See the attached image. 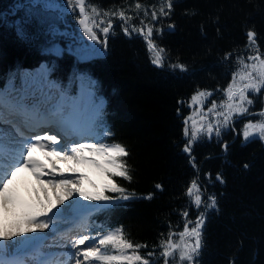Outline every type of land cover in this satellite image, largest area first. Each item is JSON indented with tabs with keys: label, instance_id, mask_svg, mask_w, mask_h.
<instances>
[{
	"label": "trees",
	"instance_id": "1",
	"mask_svg": "<svg viewBox=\"0 0 264 264\" xmlns=\"http://www.w3.org/2000/svg\"><path fill=\"white\" fill-rule=\"evenodd\" d=\"M0 2L1 19L2 11L7 12L12 2L6 0L7 8ZM136 2L86 0L102 12L128 10L127 14L134 17L130 23L139 27L140 19L148 23L151 17L145 18L143 10L136 17ZM139 2L151 10L150 6L158 8L161 0ZM172 3L169 16L152 22L161 29L159 33L154 30L153 40L166 49L164 67L152 64L139 33H124L118 16L110 17L116 24L106 38L105 54L80 63L81 70L94 82L95 96L106 102L105 123L112 136L105 142L120 143L129 153L124 159L132 180L114 178L115 182L128 193H135L129 200L97 212L107 223L122 225L126 238L133 243L147 244L139 250L146 258L161 234L167 235L169 225L182 229L181 212L185 208L191 218L198 215L185 194L196 176L183 150L187 143L183 135V118L188 113L185 103L198 89L222 93L217 90L227 87L232 73L225 54L236 52L229 58L239 56L248 45L249 30L256 33V42L264 52V0ZM11 25L0 21V79L7 69L32 65L38 58L37 38L24 43L12 33ZM169 64H184L187 70H173ZM60 72L56 74L62 76ZM70 81L68 89H72L74 79ZM261 93L253 99L255 110L262 104ZM237 130L236 134L222 132L220 137L193 145L200 182L207 189L204 198L213 193L217 197V208L206 212L203 247L195 264H264V141L255 138L245 142L240 128ZM224 144L228 146L226 151ZM218 173L224 183L216 181ZM207 174H211V183ZM93 176L97 184L106 183L95 168ZM97 184L86 180L84 188L90 192L102 188ZM157 184L162 189L156 188ZM149 193L152 198L146 199ZM149 259L152 264H163L158 248Z\"/></svg>",
	"mask_w": 264,
	"mask_h": 264
},
{
	"label": "snow or ice",
	"instance_id": "2",
	"mask_svg": "<svg viewBox=\"0 0 264 264\" xmlns=\"http://www.w3.org/2000/svg\"><path fill=\"white\" fill-rule=\"evenodd\" d=\"M18 7L22 9L25 5ZM27 7L54 8L61 15L70 11L89 40L101 43L96 29L105 35V47L112 21L108 19L107 26L101 27L105 24L103 17L118 16L126 35L139 33L144 38L152 64L165 66L166 49L153 40L154 30L159 33L161 29L152 22H159L161 17L170 15L172 0H161L159 7L152 5L151 10L137 0L134 6L136 17L140 16V10H143L145 18L151 17L148 23L140 19L139 27L130 23L134 17L127 14L128 10L106 11L101 16V11L95 5L87 4L86 0H65L62 8L51 0H31ZM97 17H100L99 21ZM23 28L22 20L17 25L18 33H22ZM247 39V57L236 58L239 66L232 73L231 81L226 88L217 90L222 92L223 99L219 104L211 100L205 110V103L213 92L198 89L189 101V107H195L184 118L183 132L188 139L183 150L189 155V162L196 171L185 194L189 197L190 207H194L198 215L195 219L191 218L189 209L185 208L181 212L184 221L182 230L177 231L169 225V232L166 236L161 234L159 243L147 253V258L139 250L148 245L127 239L122 225L105 230L90 222L94 212L135 196V193H128L115 182L114 178L132 180L124 159L129 153L120 143L105 142L112 133L104 125V102L95 96L94 82L82 81L80 97L68 96L55 84L49 85V92L42 93L41 97L27 91L0 90V123L11 124L15 130V137L7 142L6 134L0 130V264H152L149 258L156 255L157 248L163 264H195V258L203 247L206 212L217 208V197L213 193L204 198L207 189L200 182L199 165L192 155L193 145L204 135L209 139L213 135L220 137L222 129L232 126L234 118L253 115H258L260 119L247 120L239 134L246 142L255 138L264 140V110L259 113L250 111L253 104L250 93L264 90V53L260 51L254 31L247 32ZM231 55L226 53L225 59ZM168 66L173 70H187L184 64ZM52 89H56V92H52ZM232 130L236 129L232 127ZM227 147L225 144V151ZM36 148L50 152L58 161L65 163L66 169L60 170L54 163L53 170H46L31 155ZM79 165L94 166L106 180L103 187L86 191L82 183L86 177L75 174ZM23 169L31 170L37 180L47 177L44 183L56 194L55 204L41 205L35 209L17 205L9 186L16 173ZM207 176L211 183V174ZM215 179L224 183L219 173ZM93 188L96 186L93 185ZM156 188L162 189V186L157 184ZM145 198L151 199L152 194ZM65 201L68 203L65 204ZM69 222L74 224V228L61 232L60 225ZM53 233L59 234L60 241L70 249L69 252L42 251L45 247H51L45 245L44 241Z\"/></svg>",
	"mask_w": 264,
	"mask_h": 264
},
{
	"label": "rangeland",
	"instance_id": "3",
	"mask_svg": "<svg viewBox=\"0 0 264 264\" xmlns=\"http://www.w3.org/2000/svg\"><path fill=\"white\" fill-rule=\"evenodd\" d=\"M0 1H3V4L6 7V0H0ZM24 2L28 3V5H29L31 0H24ZM51 2L56 3L57 5L61 6V8L64 6L63 4L57 3L55 0H51ZM19 9L17 10V11H19L18 12L19 14H18L17 18H15V19H13V16H14L13 15V8L11 10H7V12H6V10H3L2 14L4 16L1 17L0 21H2L3 23H7V24L11 23L12 25H11L10 29H11L12 33H14L16 35V37L18 39H20V41H23L24 43L30 44V43H32V41H35L34 39H36V38H38V40H40V36H47L48 38L55 39V38L59 37V35H64L65 41L70 43L69 45H71V47L73 49H75L74 54L77 53L76 54L77 58H85L87 56L92 57V56H95V55L101 53V51L103 50L104 34L101 31H99V29H96L97 33L99 32L103 36L99 38L101 40V43H96V42L91 41L87 38V36L80 29V25L78 24L77 21L72 25V27H69V23L71 24V20H69V19H73L74 15L73 16H68L67 14L61 15L60 11H58L57 9H55L57 14H50V13L46 12V14L48 15V19L49 18L58 19L59 15H60V17L62 18L63 25L58 27V24H56V26L51 27L52 30H50V29L45 30V31L43 30L41 32L42 27L40 24H42V22L44 20H46V17L44 15L45 13L43 14L42 13L43 11L38 9V8L35 9V8L24 7L20 10ZM42 9H45V8L42 7ZM103 13L104 12L101 13V16H103ZM7 14H8V16H7ZM77 15H78V10H77ZM5 16H7V18ZM9 17L12 20H10ZM4 18H5V20H4ZM8 19L10 20V22H7ZM96 19H97V21H99L100 17H97ZM103 19L105 20V24L101 25V27L107 26V19H109V17H103ZM22 20L24 21L23 32H22V35H18V33L16 31L17 25ZM3 28L5 29L6 32H8V30L4 24H3ZM42 33H44V34L40 35ZM37 35L38 36L40 35V36L38 37ZM52 48H54V47H52ZM63 50H65V52L67 51V47L65 45L63 47ZM231 64H233L234 67L239 66L237 64V62H234V61L231 62ZM70 71H71V73L74 72V67H71ZM250 94L252 95V94H256V93H250ZM210 101H211V97H209L208 102L205 103V106H204L205 110L209 106ZM216 102H217V104H219L220 101H216ZM194 107L195 106L190 107V109H192V111H193ZM250 109H251V106H250ZM263 110H264V108H263ZM252 117H255L256 120L260 119L259 116L256 117L253 115ZM237 118H239V117H237ZM237 118H235V119H237ZM197 119H198V117H197ZM235 119L233 121H235ZM247 120H249V119H247ZM246 122L247 121H245V123ZM244 124H243V126H244ZM213 136H215V135H213ZM207 138L208 137L206 135H204V136H201L198 141L203 140V139H207ZM44 161H46L48 165H51L50 168H45L46 170H53V164L54 163L58 169H60V170L66 169V165L64 164V166H63L62 161L55 160V162H50L49 159H46ZM43 165L46 166V163H44ZM76 168H77V171L75 173L76 175L83 174L86 177V175H88V174H93V166H91V165H79V166H76ZM44 180H46V177H44L42 180H40V183L45 184ZM84 181L82 183H84ZM37 191L39 193L40 190L37 189ZM67 203H68V201H65V204H67ZM45 232H48V230H45ZM32 235H41L42 236V235H44V233H33ZM53 239H54L53 235L50 234L47 236V238L44 242L50 241L51 243H54ZM49 245H51V247H47L48 249L53 247V244H49ZM45 249L46 248L42 249V251H45Z\"/></svg>",
	"mask_w": 264,
	"mask_h": 264
},
{
	"label": "bare ground",
	"instance_id": "4",
	"mask_svg": "<svg viewBox=\"0 0 264 264\" xmlns=\"http://www.w3.org/2000/svg\"><path fill=\"white\" fill-rule=\"evenodd\" d=\"M12 1V5H15V0H7V3ZM21 9V8H20ZM18 9L15 10V16H18ZM244 50H240V56H244ZM231 53V52H227ZM233 55L237 54L236 52L231 53ZM0 130H2L0 128ZM8 141V137L5 136V142ZM35 152H32L31 155L35 160L40 161L42 164L46 163L45 168H50L51 165H48L46 159H49L50 162H55L57 158L53 155H48L45 150H41L39 148L34 149ZM53 160V161H52ZM63 165L65 164L62 162ZM52 164V163H51ZM47 179V177H46ZM11 190V194L17 202L18 206H25L29 208H37L41 205L49 206L51 204H55L56 202V194L53 192L51 187L46 184L40 183V180L36 179V176L29 169H23L16 173L13 177L12 183L9 186ZM39 189V193L37 191ZM59 207H63L60 205ZM2 215V213H0Z\"/></svg>",
	"mask_w": 264,
	"mask_h": 264
}]
</instances>
